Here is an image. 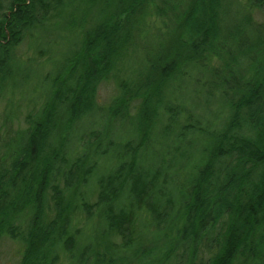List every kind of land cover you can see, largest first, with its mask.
I'll use <instances>...</instances> for the list:
<instances>
[{"label":"trees","instance_id":"16d2710c","mask_svg":"<svg viewBox=\"0 0 264 264\" xmlns=\"http://www.w3.org/2000/svg\"><path fill=\"white\" fill-rule=\"evenodd\" d=\"M78 1L8 0L9 12H0V42L7 37L9 40L3 41V46L0 43V97L12 80L7 82L11 66L20 77L19 62L12 64L10 46L20 44L35 23H57L65 36L73 35L74 51L69 57L65 55L66 64L60 71L78 77L60 103L49 100L38 108L25 104L33 109L29 112L30 127L11 135L18 151L9 169L0 168L4 172L0 188L15 179L19 169L31 170L32 180H23L26 186L39 183L37 194H42L44 203L39 210L35 206L40 202L38 196H34L36 204L24 197L25 201H17L22 209L15 210L11 202L16 197L0 192L4 200L1 203L0 199V238L8 235L22 242L19 264H129L133 260L136 264H151L155 258H160V264H264V22L254 25L261 41L256 45L260 51L251 55L254 75L250 80L231 62L226 66L222 88L216 91L223 97L221 111L197 126L187 123L176 127L175 122L172 126L165 121L164 127L170 130L163 131L157 127L164 121L158 108L162 105V87L169 81L168 71L175 65L167 59L171 55L157 60L160 49L150 62L153 71L143 79L139 72L137 82L132 84L122 83L125 73H120L131 69L130 64L139 56L137 44L154 32L153 18L163 16L170 21L168 11L162 6L152 7L153 0H82L84 15L75 7ZM207 1L186 3L189 21L183 26L181 39L185 37V43L197 55L198 47L208 49L210 33H218V19L211 6L214 0ZM243 1L264 14V0ZM93 9L95 22L86 26V17ZM173 9L184 11L179 4ZM78 16L79 21L70 23ZM162 23L163 31L168 32L170 24L163 19ZM239 41V47L246 46V39ZM43 53L40 50L37 55ZM159 63L162 65L156 70L158 80L154 84L151 79ZM104 81L114 83L118 98L99 111L95 99L97 87ZM24 82L19 79L13 97H21ZM64 83L62 79L60 84ZM35 92L36 87L25 92L30 103L35 100ZM133 99L138 100L140 110L130 114L127 105ZM81 113H97L104 116L105 123L94 136L95 141L85 148L78 145V128H73ZM119 123L130 124L132 132L123 134ZM199 133L208 135L207 153L197 151L191 165L180 164L183 158L185 162L189 157L194 159L193 135ZM49 134L59 138L63 159L51 165L45 163L48 159H38L34 167L32 161L40 155L37 139ZM165 139L172 144L167 151L163 150ZM26 153L31 163L24 162ZM219 158L225 161L221 175L212 164ZM45 208L54 210L57 216L49 217ZM16 213L29 216L24 231L22 225H17L22 233L13 226ZM93 217L106 228L104 241L109 247L103 253L93 250L95 233L98 236L96 223L90 226ZM164 232L168 236L163 244L151 247ZM157 233L160 235L155 239ZM34 235L41 239L39 243L34 242Z\"/></svg>","mask_w":264,"mask_h":264},{"label":"rangeland","instance_id":"374dc122","mask_svg":"<svg viewBox=\"0 0 264 264\" xmlns=\"http://www.w3.org/2000/svg\"><path fill=\"white\" fill-rule=\"evenodd\" d=\"M100 1L104 2V0ZM205 2L208 1L205 0ZM186 3L187 0H153L152 7L162 6L164 10L168 11L170 21L163 16H155L153 18L154 32L149 33L146 38L141 39V43L137 44L136 52L139 56L136 58L135 63L130 64L131 69H128L127 71L123 70V72L121 71L120 73H125L123 74V79L121 80L122 83L132 84L133 82H137L139 72L142 73L140 76L141 79L149 76L150 71H153V67L150 62L154 56H157L156 52H159L160 49L162 51L160 52V57H156L157 60L163 58L164 56L171 55L170 58L167 59L173 60L175 65L171 71H168V74L170 75L167 76L169 77V81L162 87L163 89L161 91H163V94L160 100L162 105L158 108V114L162 113V120L164 121L159 122V126L157 127L163 131H166V129L170 130L168 127H164L163 124L165 121V123L170 122L169 124L172 126L175 122L176 127L187 123L193 125L195 123L197 126V124L201 123L205 118L211 119V117H214L215 114L217 115L221 111L224 101L222 94H217L216 91L222 88L224 73L228 71L226 66L230 65L231 62H235L238 65V72L244 75L246 79L250 80V77L254 75V63L251 55H253L255 51H260L258 46L256 49V45L261 40L260 38H257L258 35L254 31L256 26L254 25L264 22V14L259 11L257 7L250 5L243 0H214V3H212L211 6L212 10L214 9L213 14L218 19V33H210L208 49L204 46L200 48L198 47L197 52L200 51V53L197 55L195 49L192 48L191 45L185 43L187 42L186 38L184 37L183 40L181 39L183 26L189 21V11L187 9L188 4ZM174 4H179V8L182 11L184 10L183 13L176 12L173 9ZM75 7H77V10L82 11L85 15L82 0H79L75 4ZM0 12H9L8 0H0ZM36 12L38 13L39 10ZM80 19L81 16L75 17L70 21V23L77 22ZM162 19L170 24L168 32L163 31V23L162 25L159 24ZM86 20V26L89 22H95L94 9L90 11ZM61 22L66 29V23L63 19ZM68 25L69 24H67V26ZM187 29H190L189 25H187ZM191 31L187 34V39H189L190 36L188 35L192 33ZM186 33L184 35H186ZM72 37V34L65 36L60 25L57 23H45L43 26L35 23V25L26 31L23 41L20 44L10 46V54L13 55L12 64L14 65L16 62H19L17 68L19 67L18 69H20V77L19 71L11 66L12 70L8 73L9 77L7 82L10 79L12 80L6 85L5 91L0 97V168L9 169V165L13 161V156L18 151L17 144L10 140L12 138L11 135L15 134L14 132L16 131L21 134L30 127L29 120L31 113L29 112H32L33 109L30 106V109L26 108L25 104L28 103V105L34 106L33 108H38L45 101L48 102L49 100L60 103L67 96L66 90L70 89L71 84H75L78 78L77 75H71L68 72L64 73L60 71V69L66 64L64 59L65 55L69 57L74 51L71 48L73 45ZM240 38L247 40L246 46H243L244 48L239 47ZM1 40V46H3L6 41H9L8 37ZM251 46H253L252 49L250 48ZM132 49L133 48H130V50ZM40 50L44 53L39 57L37 54ZM250 52L253 53L249 55ZM28 56H32L33 58L28 60ZM160 65L162 64L159 63L157 65L155 73H153L151 79L154 84L156 83V80H158V73L156 70ZM143 67H146L149 70H144ZM31 73H34L35 75H29ZM20 78L25 79L23 85L24 88L21 97L16 98L13 97V95H15L14 93L17 91V89L14 88L19 86L17 85V82ZM62 79L66 82L63 85L60 84ZM13 80L17 81L14 83ZM68 80L69 82H67ZM55 81L58 82L53 86ZM35 87V100L30 103L25 96V92L29 88L35 89ZM11 92L12 94H10ZM59 96H62L63 98L57 99ZM117 98L118 89L112 81H104L98 85L95 101L96 107L99 111L106 108ZM137 102V99H133L130 103H128L127 110L130 114L140 110ZM64 103L66 106H70L68 101H65ZM115 105L122 107V104L120 105L119 103H116ZM151 105L153 106L152 102ZM87 111H90V109ZM78 116L81 119L73 126V128L74 131L78 128V133H76L78 145L85 148L91 145V142L95 141L94 136H96L97 133H99L104 127V116L101 117L97 113H85L84 116L81 113L78 114ZM150 116H152V114ZM90 126L91 128H88ZM122 126L123 125L119 123V127L122 128ZM217 128L218 127H215V129ZM197 130L200 131V133L202 132L201 129ZM122 132L126 135L130 134V132H132L131 125L125 124L122 128ZM200 133L198 135H193L195 146L192 151V156L194 159L189 157L185 162V159L183 158L180 160V164L191 165L197 157V151L200 154L201 152L207 153L206 145L209 143L208 135ZM69 134L71 136V133ZM58 139L59 138L53 134L46 135L42 138L38 137L37 140L39 141L40 147L37 146V150H40V155L32 161L28 158V154L26 153L23 156V158H25L24 162L29 163L30 161L31 163L32 161L34 167H37V160L39 159L42 161L43 158L48 159L45 163L50 165L58 163L63 155L62 151L58 148ZM97 143L98 142L94 144L96 145ZM99 144L101 143L99 142ZM164 145L166 147H164L163 150L167 151V148H170L169 146L172 144L165 139ZM179 148L181 149L182 146L179 145ZM148 152L149 154L151 153L150 150H148ZM50 156H52V158ZM15 163L19 164L20 162H18L15 158ZM212 164L215 170H218V175H221L222 169L225 165L224 159L219 158ZM18 171L19 172L16 178L9 184L3 185L2 188H0V192H4L2 195L10 194L16 197L15 200L13 199L11 202V204H15V210L22 209L17 201H25L26 198H28L31 203L36 204L34 199V196L36 195L40 198V202L35 206L39 207V210H41L44 198L42 194H37L39 183L26 186V180L23 179L30 178L32 180L29 174L31 170L25 172L23 169L21 172L19 169ZM3 175L4 172L0 170V178ZM160 181H162V179H160ZM150 187L153 189L151 185ZM0 199L1 203H4V200L2 198ZM163 201H166V196ZM214 207L215 205H212V209ZM15 210H13V212ZM43 211L44 213L46 212L49 217L53 215L56 217L58 214L51 209L45 208ZM23 214L16 213L14 215V220L16 221L13 222V226L17 233H22L21 229L17 225H22L23 231L25 230L24 228H27V218H29V216H27V214V218H25L23 217ZM11 217L13 218L12 215H10V218ZM93 218L94 219L90 223V226L93 225V223H96V229H98V236L96 233L94 235V237L97 238L95 240L93 250L103 253L102 251L109 247L108 242L104 241V231L106 228L103 223H99V219H97V217ZM74 220L77 222V219ZM78 224L82 225L81 221L78 222ZM220 226L221 224H219L218 228H220ZM148 235L151 239H154L152 238V233H149ZM159 235L160 234L157 233L155 239ZM167 236V232H164L162 238L157 242H153L151 247H160ZM33 240L34 242L39 243L41 239L34 235ZM147 243V246H149L151 241H148ZM21 249L22 242L20 240H13L8 235L2 236L0 238V264H19ZM123 255L124 253H122L121 256L123 257ZM206 255L207 252L204 253V256ZM87 258L90 260V257ZM160 263V258H155L152 260L151 264ZM129 264H136V260L131 261Z\"/></svg>","mask_w":264,"mask_h":264}]
</instances>
